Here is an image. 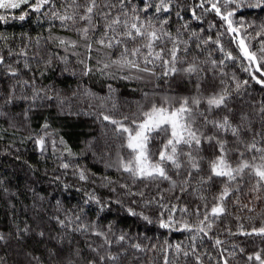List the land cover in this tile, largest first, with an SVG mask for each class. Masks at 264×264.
<instances>
[{"label":"trees","instance_id":"1","mask_svg":"<svg viewBox=\"0 0 264 264\" xmlns=\"http://www.w3.org/2000/svg\"><path fill=\"white\" fill-rule=\"evenodd\" d=\"M158 108L189 133H148L138 177L127 133ZM259 168L264 0L0 13V264H259Z\"/></svg>","mask_w":264,"mask_h":264},{"label":"rangeland","instance_id":"2","mask_svg":"<svg viewBox=\"0 0 264 264\" xmlns=\"http://www.w3.org/2000/svg\"><path fill=\"white\" fill-rule=\"evenodd\" d=\"M32 0H0V13H7L16 8L30 3ZM166 127L171 136V143L178 144L183 141L187 134L185 125L181 119L179 111H169L158 108L150 110L144 120L136 126L133 132L127 133V148L133 155L131 165L125 166L134 172L138 177H150L161 174L159 166L148 162L146 154L147 134L159 128ZM216 174H225L229 172L225 164L220 160L216 164ZM257 175L264 183V168L257 169ZM259 264H264L261 262Z\"/></svg>","mask_w":264,"mask_h":264}]
</instances>
